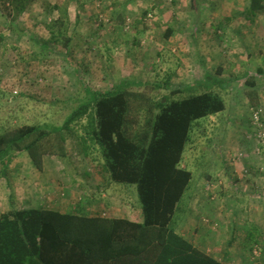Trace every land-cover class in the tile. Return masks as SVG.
I'll use <instances>...</instances> for the list:
<instances>
[{
	"label": "rangeland",
	"instance_id": "rangeland-1",
	"mask_svg": "<svg viewBox=\"0 0 264 264\" xmlns=\"http://www.w3.org/2000/svg\"><path fill=\"white\" fill-rule=\"evenodd\" d=\"M59 3L68 5L71 18L66 37L54 44L46 24L58 17L59 12L52 6ZM181 10L175 0H149L141 12L123 11L122 19H117L118 15L101 0H37L20 21H8L0 12V133L25 125L62 127L73 110L90 100L86 88L108 90L121 81L164 85L171 76L172 89L180 90L175 100L205 91L217 92L226 109L194 123L181 163L193 177L171 224L179 233L182 223L188 220L210 225L215 232L223 227L221 213L227 206L221 198L223 190L231 191L227 194L231 199L237 195L235 201L229 202L228 210L239 213L243 202L237 200L241 193L236 189L247 179L243 177L245 170L249 171L246 164L251 169L264 166V148L259 153L257 141L248 138L252 132L251 108L264 105V41L239 42L232 29L226 35L233 38L227 56L235 53L234 57L227 61L206 58L209 51H214L213 43L208 42L212 41L208 36L213 26H198L195 20L199 14L203 19L199 22H205L207 12L197 13L190 6L189 10ZM170 27L174 34L167 40L164 34ZM67 38L71 42L65 48ZM215 45L222 47L223 43ZM196 59L201 67H192ZM206 61L212 64L202 65ZM247 72L253 76L245 79L255 85L240 83ZM222 75L236 79L235 100L232 91L215 87V78ZM165 88L159 94H167ZM148 92L153 90L149 88ZM256 92L259 100L253 99ZM77 130L83 133L81 126ZM229 136H238L243 143L236 150H225ZM68 143L69 157L46 158L43 169H38L27 153L9 164L7 176L0 177V215L14 208L56 205L63 212L78 209L86 212L82 214L143 222L137 185L114 182L101 171L105 163L100 149H90L86 155L80 142L70 139ZM240 154L244 157L235 162ZM203 201L209 206L216 204L215 220V212L204 210ZM196 202L201 206L191 211ZM184 233L190 240V232Z\"/></svg>",
	"mask_w": 264,
	"mask_h": 264
},
{
	"label": "trees",
	"instance_id": "trees-1",
	"mask_svg": "<svg viewBox=\"0 0 264 264\" xmlns=\"http://www.w3.org/2000/svg\"><path fill=\"white\" fill-rule=\"evenodd\" d=\"M36 1L0 0V12L8 21H20ZM52 9L59 16L46 27L56 44L66 37L70 16L68 5ZM245 12L248 18L264 15V0H250ZM173 34L168 28L165 39ZM70 42L65 40V48ZM171 79L164 85L121 81L108 90L86 88L90 100L73 110L62 127L25 125L0 133V177L7 176L21 153L38 169L46 158L67 159L68 142L74 139L86 155L101 150L105 165L100 170L111 180L137 185L143 213V222H137L78 209L5 211L0 215V264H226L171 228L193 177L181 163L194 123L223 112L226 104L214 91L175 100L180 90L172 89ZM164 88L168 93L159 94Z\"/></svg>",
	"mask_w": 264,
	"mask_h": 264
},
{
	"label": "crops",
	"instance_id": "crops-1",
	"mask_svg": "<svg viewBox=\"0 0 264 264\" xmlns=\"http://www.w3.org/2000/svg\"><path fill=\"white\" fill-rule=\"evenodd\" d=\"M104 1L107 2V4H105ZM175 1L179 6V8H181L182 10H189V6H190V10L193 9L197 13H201V10L207 12L206 13L207 19L205 20V22H199L203 20L200 18L199 14H197V18L195 20L198 26L200 25H203V27L213 26L212 31L209 32V34L211 35L208 36L209 39L211 37L212 41L209 40L208 42L213 43L214 51L212 53L209 51L208 52L209 54L206 55V58L209 59L212 58L214 60L221 59L227 61L229 60L227 58L234 57L235 53L227 56V49L230 43L233 42L231 41V39L233 38L227 37L226 35L229 33V31H232V29H234L232 32L235 33V35L237 34L239 37V38L236 37L234 39L235 40L238 39L239 42L254 41V44H257L261 41H264L263 40L264 38H262V35L264 33V24H263L264 15L259 16L257 18L249 17L250 21H246L242 19L244 16H246L245 11L248 8L250 0H175ZM147 2H149V0H123L119 3L116 2L115 0H101V3H103L104 6H109L110 11L118 15L117 19H122L121 15L123 11H127L130 13L141 12L142 8L146 6ZM148 8H150V6ZM69 16L71 18L70 11H69ZM180 20H186V18L181 17ZM253 25L255 27H252ZM241 27H245V30L241 29ZM250 27H252V29H250ZM225 28H227L228 30L226 31ZM245 31L247 33L249 32L250 34L246 35ZM218 35H221L223 37H218ZM216 42L223 43L222 47H218L217 45H215ZM195 58L196 56H194V59ZM202 58H204V56H202L200 59ZM196 60L195 62H192V67H197V66L201 67L200 62ZM211 64L212 63L210 62L208 64L206 61L203 62L202 65L209 67V65ZM228 67L231 66L228 65ZM219 71L222 70L219 69ZM248 75L253 76L251 73L248 72L245 73L241 79L238 78L240 79L239 80L240 83L246 82L247 84H249L248 81L250 80L245 79V77H247ZM255 75L257 74L255 73ZM208 76L209 75L207 74V77ZM234 80L236 79H232L231 77L226 79L223 75L219 76L218 78L216 77L215 87H219L223 90H227V92L229 93L230 91H232V99L235 100L237 97L233 91L235 88L233 86ZM253 99L256 100L260 99L257 92L253 94ZM239 141L240 139L238 136L237 139L236 137L229 136L227 141L228 147H226L225 150L227 149L236 150L237 148H239L238 145L243 143L242 142L243 139H241L240 142ZM245 167L246 168L248 167L249 171L254 172V174L252 175L250 173L248 176H246L247 178L246 181L239 183L238 184L239 186L236 189V191H239L241 193V196H239L237 200L239 201L241 200L243 202V204L240 203L239 205L241 209L239 213L236 214V212L234 211L231 212L228 210L229 209L228 207H230L229 202H231V200L235 201L237 195L234 194L231 199L227 195L228 193L230 194L231 191L223 190L221 194V198L224 200V203L227 206L223 207L224 208L223 212L221 211L222 212L221 215L223 218L222 228L220 227L219 230H216L214 232L211 229L210 225L196 224L194 223L195 221L191 222L188 220L187 223L186 222L182 223L181 225L183 227L182 232L181 230L180 233L177 231L179 234H182L185 237L186 235H184L185 234L184 232H190V237L191 236L193 237V240L192 237L190 240L198 249L206 252L207 254L213 256L214 258L219 259L220 261L226 264H252L253 262L251 257V251H252V247L256 245H260L262 250V256L260 257L259 263L264 264V206H263L264 176H262L259 173V167L258 168L254 167L251 169L250 167L252 166L247 164ZM218 192L220 193V190ZM198 205L201 206L199 202H196V206H192L190 210L192 211L193 209H198L199 207ZM202 206L204 210L207 211L213 210V212H215L214 217H212V219L215 220V215L217 213V210H215L216 204L214 203L211 206H209V204H207L206 201H203ZM30 208H39V207H30ZM50 208H57L61 210V208L56 205H53ZM24 209H29V208H24ZM81 212L85 213V211H81ZM115 218H124V217L117 216ZM219 233L222 235V237H218Z\"/></svg>",
	"mask_w": 264,
	"mask_h": 264
},
{
	"label": "built area",
	"instance_id": "built-area-1",
	"mask_svg": "<svg viewBox=\"0 0 264 264\" xmlns=\"http://www.w3.org/2000/svg\"><path fill=\"white\" fill-rule=\"evenodd\" d=\"M17 94V92H15ZM251 114H252V132L249 133L248 138L256 140L257 141V151L261 153V148H264V105H258L251 108ZM244 157L243 154L237 155L236 158H234V161ZM236 162V161H235ZM246 175L243 177H246L249 175V171L245 170ZM259 173L264 176V166L259 167ZM208 222V220H206ZM210 222V220H209ZM261 252L259 250V247L256 245L253 250L254 257V264H259V260Z\"/></svg>",
	"mask_w": 264,
	"mask_h": 264
}]
</instances>
